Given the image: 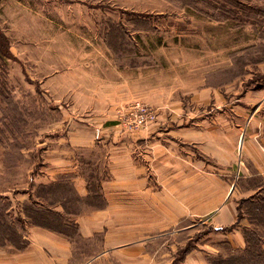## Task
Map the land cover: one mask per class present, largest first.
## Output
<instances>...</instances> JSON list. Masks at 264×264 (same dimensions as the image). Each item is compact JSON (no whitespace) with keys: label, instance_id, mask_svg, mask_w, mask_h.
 Instances as JSON below:
<instances>
[{"label":"crops","instance_id":"obj_1","mask_svg":"<svg viewBox=\"0 0 264 264\" xmlns=\"http://www.w3.org/2000/svg\"><path fill=\"white\" fill-rule=\"evenodd\" d=\"M221 26L220 44L175 47L211 56L170 61L139 77L112 66L92 87L71 89L69 99L83 103L74 111L79 122L71 117L51 147L46 184L69 176L78 198L103 203L71 215L73 236L30 227L25 248L0 245V264H210L218 253L211 245L183 259L178 253L179 237L189 232L190 240L198 226L229 230L222 241L244 249L234 227L239 203L264 197V60L247 61L249 45L236 51L229 25ZM134 100L158 115L131 134L114 120Z\"/></svg>","mask_w":264,"mask_h":264},{"label":"rangeland","instance_id":"obj_2","mask_svg":"<svg viewBox=\"0 0 264 264\" xmlns=\"http://www.w3.org/2000/svg\"><path fill=\"white\" fill-rule=\"evenodd\" d=\"M223 21L236 51L249 45L246 60H264V0H0V222L9 227L0 224V245L20 244L17 237L32 227L25 217L32 198L43 196L41 206L48 207L71 195V189L75 194L69 176L58 175L46 184L51 147L65 135L62 128L71 117L79 122L74 111L83 103L69 99L71 89L75 94L79 87H92L98 78L110 76L112 66L132 67L139 77V71L160 72L170 61L206 58L208 52L175 47L220 44ZM137 101L156 112V122L157 108L134 100L116 111L115 125L121 130L119 111ZM76 199L80 209L103 203L98 197ZM58 208L53 209L61 212ZM248 208L242 207L246 216L238 215L237 226L254 230L264 247V214L250 216ZM226 231L198 226L190 240L189 232L183 233L179 256L203 244L218 250L209 263L220 254L224 260L231 252L238 256L243 248L220 238Z\"/></svg>","mask_w":264,"mask_h":264},{"label":"trees","instance_id":"obj_3","mask_svg":"<svg viewBox=\"0 0 264 264\" xmlns=\"http://www.w3.org/2000/svg\"><path fill=\"white\" fill-rule=\"evenodd\" d=\"M92 188L94 191V186H92ZM72 193L73 190L71 189V195L68 193L63 195V197H60V200H58V202L55 203V205L51 203L49 204L48 207L41 206L42 202L46 203V199L43 196H37V200L36 199L33 200L32 198L31 204L25 208V217L27 219L28 225L42 227L66 236H73L76 233V228H75V224L72 223L70 216L76 215L78 213L79 206L77 204V199H76L78 197L75 196L74 193L73 195L75 197H73ZM53 205L55 207L60 206L63 209V212L54 210ZM244 205H248L249 207L248 215H250V213L252 215L254 214L255 216L256 215L260 216L264 214L263 196H255L253 198L241 201V203H239V208H238L239 218L246 216V215L242 216L241 214L242 207ZM250 221L249 222L252 223L253 225L255 224L254 220L250 219ZM0 224H2L4 228H9L3 221L2 223L0 222ZM234 227L235 229L238 228L237 225H235ZM242 231L246 246L242 251H238L239 252L238 256H235L231 252L228 254L229 258L228 259L225 258L226 260H224L222 258V254H220L218 257L211 259L210 264H261L260 262L264 260L263 242L259 240L254 230H249L248 228H244L242 229ZM17 234L18 233H16V235ZM17 239L18 241H21L19 242L20 244H17L16 242H11L13 243V246H15L18 249L25 248L26 243L24 242L23 237L18 236Z\"/></svg>","mask_w":264,"mask_h":264},{"label":"built area","instance_id":"obj_4","mask_svg":"<svg viewBox=\"0 0 264 264\" xmlns=\"http://www.w3.org/2000/svg\"><path fill=\"white\" fill-rule=\"evenodd\" d=\"M119 124L124 131H133L152 124L156 112L141 102H134L118 113Z\"/></svg>","mask_w":264,"mask_h":264}]
</instances>
